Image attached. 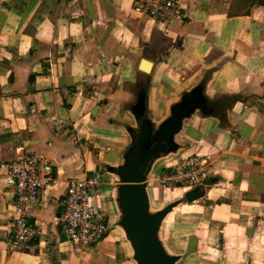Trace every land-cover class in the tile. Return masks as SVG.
<instances>
[{
    "label": "crops",
    "instance_id": "crops-1",
    "mask_svg": "<svg viewBox=\"0 0 264 264\" xmlns=\"http://www.w3.org/2000/svg\"><path fill=\"white\" fill-rule=\"evenodd\" d=\"M180 1L181 21H156L136 13L133 0H0V160L44 152L58 177L54 187L43 190L46 204L58 203L56 213L45 207L29 210L28 221L42 233L17 247L6 235L14 196L0 177V264H43L44 254L56 247L63 264H130L116 231L79 250L63 241L61 198L68 179L93 173L95 159H108L125 141L111 119L122 98L120 86L141 59L152 65L150 82L162 88L206 64L218 68L211 85L215 91L264 83V0ZM54 117L64 121L57 137ZM235 123H240L236 138L214 121L195 120L198 140L182 155L211 158L203 182L177 189L201 188L196 191L201 196L183 209L201 208L197 225L202 232L206 227L218 232L223 247L214 243L217 255L209 259L202 250L192 264H216L221 252L233 260L238 250L251 255L253 249L264 250V112L250 109ZM99 177L101 188L91 201L106 221L107 182ZM173 191L157 195L165 198ZM218 215L223 222L216 221ZM171 227L168 244L177 252L188 249L190 259L188 233ZM52 230L59 231L58 245ZM180 237L184 243L179 245Z\"/></svg>",
    "mask_w": 264,
    "mask_h": 264
},
{
    "label": "water",
    "instance_id": "water-1",
    "mask_svg": "<svg viewBox=\"0 0 264 264\" xmlns=\"http://www.w3.org/2000/svg\"><path fill=\"white\" fill-rule=\"evenodd\" d=\"M206 65L176 85L162 88L150 82L152 65L141 59L138 70L120 86L122 98L114 105L111 124L125 141L108 159H95L93 173L107 182V231L121 236L130 264H185L190 256L188 249L177 252L170 247L169 226L180 209L201 196L202 192L196 194L201 188L189 187L176 198H160L154 179L194 147L198 140L194 121H214L218 129L236 138L240 123L235 120L250 109L264 112V83L254 89L215 91L211 85L218 68ZM57 206L50 200L45 208L54 215ZM54 230L58 245L59 231ZM42 259L43 264H63L59 247ZM216 264L262 263L250 253L232 260L221 252Z\"/></svg>",
    "mask_w": 264,
    "mask_h": 264
},
{
    "label": "built area",
    "instance_id": "built-area-1",
    "mask_svg": "<svg viewBox=\"0 0 264 264\" xmlns=\"http://www.w3.org/2000/svg\"><path fill=\"white\" fill-rule=\"evenodd\" d=\"M133 10L156 21H181L184 12L180 0H133ZM54 136L62 131L63 119L51 120ZM208 154L192 153L179 157L155 179V187L175 190L183 185L203 182L210 172ZM0 177L14 196V216L6 235L12 247L28 245L41 233V229L28 221L29 210L45 207L43 190L58 182L53 164L44 152H28L12 159L0 160ZM101 188L99 175L91 173L67 180L61 198L64 239L75 250L94 244L107 235L105 217L91 201L89 191Z\"/></svg>",
    "mask_w": 264,
    "mask_h": 264
},
{
    "label": "rangeland",
    "instance_id": "rangeland-1",
    "mask_svg": "<svg viewBox=\"0 0 264 264\" xmlns=\"http://www.w3.org/2000/svg\"><path fill=\"white\" fill-rule=\"evenodd\" d=\"M99 179H100V177H99ZM154 184H156L155 179H154ZM46 188H51V186H47ZM94 191L97 192V189L89 191L92 199L95 197ZM155 193H156V195L158 193V195L161 196L163 193V190L159 189V188L156 189V187H155ZM197 204H199V202H197ZM200 210H201V208H199L198 206L194 207V205H188L187 208L180 209L172 218V222H171L172 223V227H171L172 231L173 230L174 231H177V230H180V231L188 230L189 231V232H186V234L188 233L186 235V239L188 237H190L191 244H192L190 249L192 250V256L193 257H191L190 259H187L185 264H192L191 263L192 258L200 256L202 250L204 252L207 250V252L209 254V259H211V256L213 254L217 255L219 247L223 248L221 243L218 242V240H217V238L219 236L218 232L211 231L210 227L204 228V231L202 232L201 227L197 225L199 213H201ZM182 225H184V227L186 225L188 228H186V229H183V228L178 229L177 228L179 226L182 227ZM64 234H65V230L63 228V225H61V237H62L63 241H64ZM197 241L201 242L199 246L197 244ZM214 243H217V244L219 243V247H215ZM206 245H207V249H205ZM197 248H199L198 251H197ZM251 251H253L252 253H254V255L252 254L253 256L251 255L250 251H248V253H250V255L252 257L257 258V259L255 258V261L257 260V262L264 264V259H261V258H264V250H258L257 251L255 249H253ZM193 253L195 255H193ZM224 253H226V252H224ZM239 254L244 255V252L242 253L241 250H238L237 254H234L231 257H234L235 259H233V260H236L238 257H240ZM215 261H216V258H215Z\"/></svg>",
    "mask_w": 264,
    "mask_h": 264
},
{
    "label": "bare ground",
    "instance_id": "bare-ground-1",
    "mask_svg": "<svg viewBox=\"0 0 264 264\" xmlns=\"http://www.w3.org/2000/svg\"><path fill=\"white\" fill-rule=\"evenodd\" d=\"M179 194H180L179 189H175V190L171 193V196H172L173 198H176ZM216 221H217V222H223V218H222L221 216L218 215ZM226 234H227V235L229 234L228 228L226 229ZM200 243H201V242H198V241H197L198 246L200 245Z\"/></svg>",
    "mask_w": 264,
    "mask_h": 264
},
{
    "label": "trees",
    "instance_id": "trees-1",
    "mask_svg": "<svg viewBox=\"0 0 264 264\" xmlns=\"http://www.w3.org/2000/svg\"><path fill=\"white\" fill-rule=\"evenodd\" d=\"M207 204H208V202H205L204 205L207 206ZM184 232L186 233V232H189V231H188V230H182V231H180V232L178 231V233H180V234H181V233L183 234ZM179 239H180V241H178V242H179V245H180V244H183V243H184V238H183V237H180Z\"/></svg>",
    "mask_w": 264,
    "mask_h": 264
},
{
    "label": "flooded vegetation",
    "instance_id": "flooded-vegetation-1",
    "mask_svg": "<svg viewBox=\"0 0 264 264\" xmlns=\"http://www.w3.org/2000/svg\"><path fill=\"white\" fill-rule=\"evenodd\" d=\"M97 201H98V199H97Z\"/></svg>",
    "mask_w": 264,
    "mask_h": 264
}]
</instances>
